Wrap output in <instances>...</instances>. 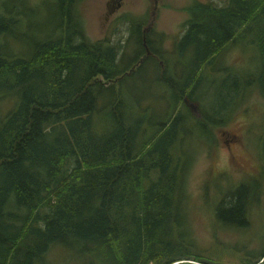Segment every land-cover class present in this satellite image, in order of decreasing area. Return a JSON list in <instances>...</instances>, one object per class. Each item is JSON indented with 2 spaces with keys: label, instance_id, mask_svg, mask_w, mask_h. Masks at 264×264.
<instances>
[{
  "label": "trees",
  "instance_id": "16d2710c",
  "mask_svg": "<svg viewBox=\"0 0 264 264\" xmlns=\"http://www.w3.org/2000/svg\"><path fill=\"white\" fill-rule=\"evenodd\" d=\"M45 1L0 0V100H13L0 110V264H40L54 241L86 252L92 264H221L204 260L209 257L194 247L184 225V172L191 162L178 143L197 127L210 140L227 118L222 109L205 117L204 102L193 118L184 98L194 97L203 67L223 46L247 35L260 62L248 74H234L229 94L234 107L252 88L264 98V0L195 1L184 8L189 17L168 57L180 69L169 65L170 73L156 77L165 86L159 120L123 96L136 69L122 73L145 52L141 20L127 16L130 34L117 46L87 35L74 11L77 0H52L54 15L46 14ZM160 42L146 32V57L162 60ZM120 74L117 85L97 78ZM106 92L110 103L100 112L99 94ZM97 113L107 126L101 132L94 127ZM258 140L262 166L264 132ZM258 185L243 181L228 190L216 203L217 222L247 226ZM241 260L264 264V246L254 259Z\"/></svg>",
  "mask_w": 264,
  "mask_h": 264
},
{
  "label": "rangeland",
  "instance_id": "374dc122",
  "mask_svg": "<svg viewBox=\"0 0 264 264\" xmlns=\"http://www.w3.org/2000/svg\"><path fill=\"white\" fill-rule=\"evenodd\" d=\"M41 1L31 0V3ZM195 1L211 2L216 5L227 3V0H77L74 7L91 39L108 37L112 44L117 45L121 42L122 46L130 34L128 17L141 20L138 34L139 36L145 34L142 40L146 39V32L150 31H154L156 37H161L160 45L164 55L162 60L158 54L155 57H146L150 50L146 49L149 47L144 45V40L142 47L145 52L130 69L122 73L128 74L136 69V75L128 78L122 89L123 96L127 103H138L134 107L139 112L141 108L149 107L150 118L152 115L153 118H158L164 113L165 86L157 79L158 73L163 70L164 75H167L170 70L180 69L177 62L168 60V57L174 50V41L183 32L182 23L189 17L188 11L184 8ZM45 11L48 15L56 13L57 7L52 0L45 1ZM148 23L149 29L143 33ZM134 46L135 44L130 42L127 51L132 54ZM15 48L19 49L20 46ZM121 50L122 48H119L117 52V61L120 63ZM213 62L212 65L203 67L202 85L198 91L196 90L193 98L188 97L186 104L193 118L200 115V107H203L204 102L205 117H212L214 109H222L227 120L213 128L210 140L207 139L209 134L203 133L197 127L192 129L193 132L186 133L181 145L178 143L184 160L187 164L191 162L184 172L186 187L184 207L182 206L185 211L184 225L190 231L194 247L206 256L205 258L209 257L203 258L204 260L238 264L245 256L254 259L264 246V164L260 169L262 159L258 140V136L264 132L260 131V128H264V98L257 89L252 88L243 97L242 103L234 107L233 98L229 93L234 74L240 72L248 74L254 71L260 59L250 36L247 35L245 38H235L225 44ZM169 65L172 67L170 70ZM227 71L230 73L227 74ZM122 74L116 76V79H106L103 76L97 78L105 86L113 82L116 84ZM12 102L11 96L1 99V112H5ZM109 103V92L104 96L99 94L100 112L108 107ZM98 114L93 116L96 121L94 127L101 132L107 126L106 124L103 126ZM201 136L205 139H200L204 138ZM70 164L72 166V160ZM156 175L157 171L152 172L153 177ZM251 180L259 181V185L253 189V194L256 195L248 211L249 224L236 227L217 222L216 203L232 187ZM43 256L40 264H92L86 252L80 253L75 246L69 247L55 241L50 243ZM188 261L190 264H203L193 259Z\"/></svg>",
  "mask_w": 264,
  "mask_h": 264
},
{
  "label": "flooded vegetation",
  "instance_id": "af4514ba",
  "mask_svg": "<svg viewBox=\"0 0 264 264\" xmlns=\"http://www.w3.org/2000/svg\"><path fill=\"white\" fill-rule=\"evenodd\" d=\"M149 25H150V23H148L147 26L144 27V29H143V33L149 29ZM144 36H145V34L142 35L143 38H144ZM144 40H145V39H144ZM144 40H143V43H144ZM144 45H146V44L144 43ZM146 46H147V45H146ZM146 49L149 50V48H147V47H146ZM149 52H150V51H149ZM184 99H185V101H187V98H186V97H185ZM190 104H191V103H190ZM191 106H192V104H191ZM259 168L261 169V165H259Z\"/></svg>",
  "mask_w": 264,
  "mask_h": 264
}]
</instances>
